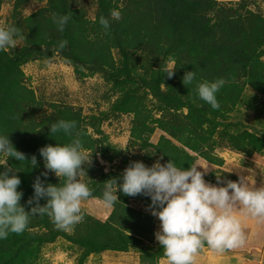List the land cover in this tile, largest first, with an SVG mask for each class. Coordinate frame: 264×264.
Listing matches in <instances>:
<instances>
[{"label":"trees","instance_id":"1","mask_svg":"<svg viewBox=\"0 0 264 264\" xmlns=\"http://www.w3.org/2000/svg\"><path fill=\"white\" fill-rule=\"evenodd\" d=\"M3 1L0 0V9ZM32 2H45V5L23 15L22 10ZM95 3L94 18L88 19L84 0L13 2L11 25L18 28L23 43L0 51V134L8 135L14 148L26 158L35 155L38 167L31 168L29 162H18L6 154L0 170L17 171L21 180L18 190L23 192L20 203L26 211L25 202L33 195L34 179L45 171L39 149L45 145L67 144L75 138L82 141L87 153L92 152V163L85 165L86 175L82 174L87 178L83 180L92 189L90 198L101 200L106 181L120 177L132 162L123 150L109 142L101 129L109 113L133 115L132 146L141 151L147 152L151 145L149 136L155 129L177 142L179 145H172L169 138H161L162 144L154 146L156 154L163 156L162 164L172 158L177 166L188 168L201 158L219 165L222 160L213 153L216 145L233 152L264 148V140L255 131L252 134L240 120H231L232 114L240 111L238 106L264 96V16L251 10L248 0L234 3L227 0H95ZM114 9L121 11V19L113 20L110 31L105 34L99 17L110 18ZM54 13L72 16L63 32L53 22ZM62 40L67 45L57 55V45ZM53 57H60L72 66L77 79L100 74L109 84L111 94L116 95L108 111L85 117L71 105L38 99L25 82L22 66ZM169 63L176 66L172 78L163 73ZM187 71H195L196 79L185 87L182 77ZM220 78L226 83L217 93L220 108L214 110L198 98L196 84ZM246 89L255 97L245 99ZM150 109L158 116L150 118ZM58 120L76 122L72 136L63 132L49 134L48 126ZM97 155L110 163L121 159L123 169L119 167L116 171L113 164L104 171L96 161ZM46 182L62 185L64 178L49 172ZM117 195L119 201L105 220L83 212L84 220L70 233L57 229L47 215L32 216L23 233H10L7 239L0 240V264H36L42 247L58 237L81 249L77 264H83L90 254L136 248L143 236L151 240L149 234L155 217L128 203L138 200L147 209L150 198L119 192ZM45 202L42 199L40 204ZM149 251L142 261L144 264L166 258L161 246L154 254L150 248Z\"/></svg>","mask_w":264,"mask_h":264},{"label":"clouds","instance_id":"2","mask_svg":"<svg viewBox=\"0 0 264 264\" xmlns=\"http://www.w3.org/2000/svg\"><path fill=\"white\" fill-rule=\"evenodd\" d=\"M52 19L57 30L63 32L72 16L54 13ZM120 19L121 11L114 9L110 12V18L101 15L98 22L108 34L112 21ZM19 38L22 37L15 25L0 27V51L14 49ZM66 45L67 41H60L56 54ZM175 68L174 64H169L163 73L172 78ZM195 79L196 72L187 71L182 83L186 87L193 84ZM225 83V79L220 78L196 84L198 98L212 109H219L217 93ZM76 127V122L70 120H58L48 126L49 134L63 132L66 136H72ZM0 153L18 162L27 161L31 168L38 167L36 156L26 158L24 153L14 148L8 135L0 134ZM237 153L245 157L251 155V152ZM91 154L84 150L79 138L67 144L57 143L40 148L39 155L45 171L34 179L33 195L25 202L27 211L20 203L23 192L18 190L21 180L16 175L17 171L11 168L0 170V240L7 239L10 233H23L30 218L36 215L49 216L59 230H72L81 223L84 220L81 204L93 195L92 189L80 180L82 173L86 175L85 165L92 163ZM162 159L163 156H160L151 166L141 161L130 162L120 177L106 181L102 204L114 207L119 201L118 192L150 198L146 210L160 222L155 239L163 249L167 264H195L197 254L205 245L217 253L242 247L246 235L236 214L237 209L242 208L252 217L264 218V185L256 187L254 180L250 182L249 175L239 173L238 177L232 175L236 181L226 180L223 183L221 176L216 175L217 182L212 184L205 180L208 169L196 164L188 168L177 166L172 158L162 164ZM198 167L202 170H198ZM239 171L245 169L240 167ZM49 172L58 178L63 177L64 183H47ZM42 199L46 201L43 205L40 204Z\"/></svg>","mask_w":264,"mask_h":264},{"label":"rangeland","instance_id":"3","mask_svg":"<svg viewBox=\"0 0 264 264\" xmlns=\"http://www.w3.org/2000/svg\"><path fill=\"white\" fill-rule=\"evenodd\" d=\"M229 3H234L238 0H227ZM14 0H4L0 9V27L6 28L12 23ZM45 5V2H32L28 7L22 10L23 15H28L38 7ZM95 0H84V9L88 19L94 18ZM248 5L251 10H257L264 16V0H248ZM23 41L18 39L17 46ZM264 59V58H263ZM172 64V63H169ZM168 64V65H169ZM25 82L31 87L34 95L38 99L45 100L46 103L67 104L81 110L82 116L88 117L98 115L100 111H108L111 103L116 95L111 94L110 86L107 84L100 74L89 75L82 79H77L72 66L68 65L60 57H53L49 60L37 59L28 62L22 66ZM243 94L245 99L255 97L250 89ZM150 98V96H147ZM150 102H147L149 104ZM151 107V106H149ZM239 112H234L231 116L232 121L240 120L248 129L249 132L264 140V96L257 97L251 100L248 105L238 106ZM48 109V108H47ZM49 110V109H48ZM150 118L157 117L152 109L149 111ZM234 115H237L236 118ZM131 114H108V118L101 123V129L108 136L111 144L123 150L130 161H141L146 166H151L161 156L156 154L154 146L162 144L161 138H169L163 133L155 129L149 136L150 146L146 151H141L137 146H132L133 139L131 137ZM172 145H179L174 140L170 139ZM218 141V140H216ZM251 155L245 157L237 152L230 151L216 145L213 153L221 158L222 162L219 165L210 164L201 158H197L193 164L199 165L202 168L208 169V174L205 180L209 183L216 184V175L221 176V183L231 178L229 175L233 173L238 176H248L250 182L255 181V186L264 185V149L260 152L250 151ZM5 153H0V163H4ZM96 161L104 171H108L111 165L115 164V170L121 169L123 162L121 159L113 163L102 160L99 155L96 156ZM104 161V163H101ZM161 163L163 160L160 161ZM240 167L245 171L240 172ZM198 170H202L198 167ZM234 177V176H233ZM232 177V178H233ZM83 174L80 180L84 182ZM237 180V179H236ZM235 180V181H236ZM129 206L142 212H149L144 207L143 203L138 200L129 201ZM82 212L85 215H91L94 218L105 220L112 211V207H105L101 200L89 198L81 204ZM150 213V212H149ZM244 218L242 222L245 220ZM159 220L155 217L152 233L147 238L143 236L136 248L130 247L128 251H102L96 254H90L83 264H144L145 258L153 251V254L159 251V243L155 239V232L159 230ZM70 233L71 230H64ZM148 235V234H147ZM146 249V251L142 250ZM81 249L69 243L65 238L58 237L53 243L45 244L40 252L38 262L36 264H77L78 256ZM140 251V252H139ZM149 251V252H148ZM142 256H141V255ZM142 257V259H141ZM163 258V257H162ZM162 258H159L153 264H161ZM196 259V258H195ZM156 260V259H155Z\"/></svg>","mask_w":264,"mask_h":264},{"label":"crops","instance_id":"4","mask_svg":"<svg viewBox=\"0 0 264 264\" xmlns=\"http://www.w3.org/2000/svg\"><path fill=\"white\" fill-rule=\"evenodd\" d=\"M230 174L238 177L233 173ZM236 214L245 231V244L224 253L214 252L206 245L197 254L195 264H264V218L252 217L242 208L237 209ZM244 218L246 219L242 222ZM162 260L161 264H167L166 258Z\"/></svg>","mask_w":264,"mask_h":264}]
</instances>
